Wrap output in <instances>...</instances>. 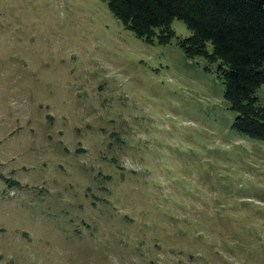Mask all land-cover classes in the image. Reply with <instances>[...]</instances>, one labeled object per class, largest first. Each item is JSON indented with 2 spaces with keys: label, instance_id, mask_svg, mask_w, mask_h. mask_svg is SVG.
<instances>
[{
  "label": "rangeland",
  "instance_id": "1",
  "mask_svg": "<svg viewBox=\"0 0 264 264\" xmlns=\"http://www.w3.org/2000/svg\"><path fill=\"white\" fill-rule=\"evenodd\" d=\"M172 29L0 0V264H264V141Z\"/></svg>",
  "mask_w": 264,
  "mask_h": 264
},
{
  "label": "trees",
  "instance_id": "2",
  "mask_svg": "<svg viewBox=\"0 0 264 264\" xmlns=\"http://www.w3.org/2000/svg\"><path fill=\"white\" fill-rule=\"evenodd\" d=\"M107 1L146 43L171 42L176 38L172 21L185 22L192 33L177 42L187 55L204 56L216 65L225 98L237 113L234 128L264 141V105L256 95L264 84V0Z\"/></svg>",
  "mask_w": 264,
  "mask_h": 264
}]
</instances>
